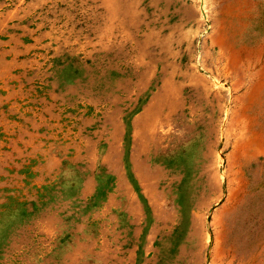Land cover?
Returning <instances> with one entry per match:
<instances>
[{
  "label": "rangeland",
  "instance_id": "374dc122",
  "mask_svg": "<svg viewBox=\"0 0 264 264\" xmlns=\"http://www.w3.org/2000/svg\"><path fill=\"white\" fill-rule=\"evenodd\" d=\"M0 264H264V0H0Z\"/></svg>",
  "mask_w": 264,
  "mask_h": 264
},
{
  "label": "bare ground",
  "instance_id": "6f19581e",
  "mask_svg": "<svg viewBox=\"0 0 264 264\" xmlns=\"http://www.w3.org/2000/svg\"><path fill=\"white\" fill-rule=\"evenodd\" d=\"M237 178H238V177H237ZM237 178H236V179H237ZM238 179H239V178H238ZM238 183H239V182H238ZM238 183L236 182V184H238ZM234 189H236V190H237V189L241 190V188H238V186H235ZM232 197H233V196H232Z\"/></svg>",
  "mask_w": 264,
  "mask_h": 264
}]
</instances>
